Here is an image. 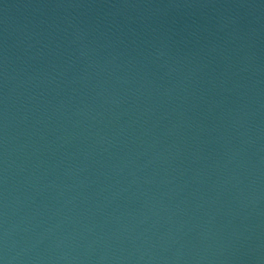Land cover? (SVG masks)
Here are the masks:
<instances>
[{"label": "water", "instance_id": "water-1", "mask_svg": "<svg viewBox=\"0 0 264 264\" xmlns=\"http://www.w3.org/2000/svg\"><path fill=\"white\" fill-rule=\"evenodd\" d=\"M0 264H264V0H0Z\"/></svg>", "mask_w": 264, "mask_h": 264}]
</instances>
